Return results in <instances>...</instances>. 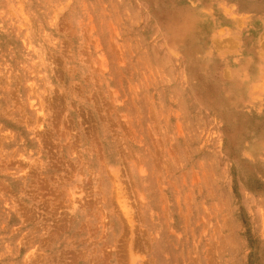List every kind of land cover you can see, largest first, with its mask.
Returning a JSON list of instances; mask_svg holds the SVG:
<instances>
[{
    "label": "rangeland",
    "instance_id": "1",
    "mask_svg": "<svg viewBox=\"0 0 264 264\" xmlns=\"http://www.w3.org/2000/svg\"><path fill=\"white\" fill-rule=\"evenodd\" d=\"M0 264H264V0H0Z\"/></svg>",
    "mask_w": 264,
    "mask_h": 264
}]
</instances>
